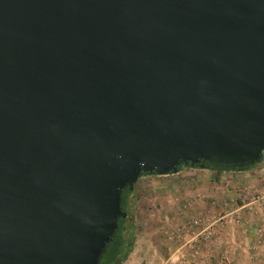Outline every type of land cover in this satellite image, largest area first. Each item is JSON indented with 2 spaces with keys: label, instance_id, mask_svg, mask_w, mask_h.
I'll return each instance as SVG.
<instances>
[{
  "label": "water",
  "instance_id": "1",
  "mask_svg": "<svg viewBox=\"0 0 264 264\" xmlns=\"http://www.w3.org/2000/svg\"><path fill=\"white\" fill-rule=\"evenodd\" d=\"M264 153V0H0V264H99L125 189Z\"/></svg>",
  "mask_w": 264,
  "mask_h": 264
},
{
  "label": "rangeland",
  "instance_id": "2",
  "mask_svg": "<svg viewBox=\"0 0 264 264\" xmlns=\"http://www.w3.org/2000/svg\"><path fill=\"white\" fill-rule=\"evenodd\" d=\"M131 191L119 264H264V160L219 179L198 166L144 175Z\"/></svg>",
  "mask_w": 264,
  "mask_h": 264
},
{
  "label": "trees",
  "instance_id": "3",
  "mask_svg": "<svg viewBox=\"0 0 264 264\" xmlns=\"http://www.w3.org/2000/svg\"><path fill=\"white\" fill-rule=\"evenodd\" d=\"M185 166L186 165L183 164L178 166V171ZM192 167H197V166H192ZM213 172L215 173V177L219 179L222 173L229 171H213ZM131 192L132 191L128 189H125L123 192L122 208L126 212V216L124 218H120L118 222V229L116 231V234L111 239V241L106 245V248L101 255L99 264H119L120 261L123 259L124 255L126 254V252L129 251L127 236L128 234H132L133 225L130 224L127 220V217L129 215L127 199Z\"/></svg>",
  "mask_w": 264,
  "mask_h": 264
},
{
  "label": "built area",
  "instance_id": "4",
  "mask_svg": "<svg viewBox=\"0 0 264 264\" xmlns=\"http://www.w3.org/2000/svg\"><path fill=\"white\" fill-rule=\"evenodd\" d=\"M257 201H260L262 205L264 206V194L257 196Z\"/></svg>",
  "mask_w": 264,
  "mask_h": 264
},
{
  "label": "crops",
  "instance_id": "5",
  "mask_svg": "<svg viewBox=\"0 0 264 264\" xmlns=\"http://www.w3.org/2000/svg\"><path fill=\"white\" fill-rule=\"evenodd\" d=\"M263 160H264V153H263L262 158H261V161H263Z\"/></svg>",
  "mask_w": 264,
  "mask_h": 264
}]
</instances>
